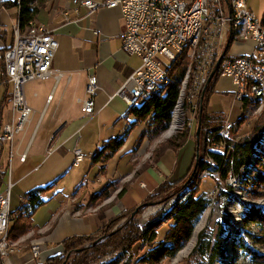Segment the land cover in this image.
<instances>
[{"label":"crops","instance_id":"obj_1","mask_svg":"<svg viewBox=\"0 0 264 264\" xmlns=\"http://www.w3.org/2000/svg\"><path fill=\"white\" fill-rule=\"evenodd\" d=\"M3 1L12 0H0V3ZM245 1L256 17L264 19V6H261L264 4L260 5L257 0ZM18 11L17 6L0 4V125L8 119L10 112V87L3 79L1 54L12 45L15 30L19 28ZM33 21L51 30L58 48L50 75L24 85L26 102L32 113L23 134L14 138L11 158L9 145L0 143V191L9 179L13 184L10 212L14 218L20 213V207L26 204L28 191L51 183L52 188L41 196L43 204L32 214L29 231L16 241L11 240L12 251L0 259L1 264H36L31 253L33 242L40 245L39 255L44 261L63 251L60 245L63 239L96 234L108 219L136 205L123 202L131 181L118 192L117 201L114 200V188L122 186L125 180L138 179L145 183V187L139 186L144 190L141 200L161 181L154 175L152 167L163 165L159 156L143 171L138 170L146 165V155L141 157L145 152L146 137L136 148L144 123L128 134L125 143L107 161L103 170L102 164L91 160L94 151L104 141L121 135L134 120L133 115H126L129 106L115 95L123 80L140 63L136 56L121 50L122 19L118 8L89 11L79 7L76 11L71 0H40ZM253 46L252 41H233L227 53L233 56L247 54ZM90 75H96L98 88L93 96L94 113L86 116L81 105L88 97L85 90ZM233 89L230 79L218 77L209 97L207 112L221 113L227 118L236 105ZM212 96L219 98L216 104L210 102ZM190 132L191 129L188 136ZM186 141L194 142L187 137L180 147ZM74 148H79L83 154L77 165H72ZM25 150L26 158L21 162L19 155ZM181 150L179 148L177 154ZM178 163L179 158L167 174L175 171V178L183 176L190 164L186 170L178 172ZM109 184L107 197L91 198ZM88 185L91 191L87 190Z\"/></svg>","mask_w":264,"mask_h":264},{"label":"built area","instance_id":"obj_2","mask_svg":"<svg viewBox=\"0 0 264 264\" xmlns=\"http://www.w3.org/2000/svg\"><path fill=\"white\" fill-rule=\"evenodd\" d=\"M71 3L76 11L79 7L89 11L103 7L118 8L122 19L119 33L121 50L136 56L140 61L115 92L129 107L151 95L162 91L164 93L169 82L166 65L175 60L184 47H188V56L194 66L190 69L189 65L182 78L171 122L164 136L169 137L171 133L182 131L185 127L191 129L197 123L194 111L198 97L204 92L207 77L230 38L232 42L252 41L254 46L247 54L233 56L227 53L224 58L221 57L218 63L219 77H226L232 82L233 100L241 110L240 116L259 114L263 110L264 19L256 17L245 0H71ZM57 48L58 41L51 30L32 20L25 30H15L12 45L1 54L2 72L10 87V112L8 119L0 125V143L9 145L10 158L13 155L14 138L23 134L32 113V108L26 102L24 85L28 81L44 79L50 75ZM97 88L96 75H90L85 90L88 97L81 105V111L86 116L94 113L93 96ZM175 111V129L169 133ZM235 127L234 123L225 118L216 131H203L202 138L207 144V155L201 170L203 177L216 175V170L220 171L224 167L222 161L219 164L212 153L226 156L233 150L229 141ZM262 144L264 136L255 144V154ZM73 153L72 165H77L82 161L83 154L79 148H74ZM25 158L26 150L19 155L21 162ZM253 162L250 160L247 166H241L244 170L237 171L236 175H233L232 170L228 171L230 185L244 182ZM157 174L160 175L159 172ZM12 185L8 179L0 191V258L8 255L13 246L8 238L13 223L10 212ZM139 185L145 187L143 182ZM248 206L243 201V208L239 212L240 221ZM31 253L34 262L39 264L38 243L31 244Z\"/></svg>","mask_w":264,"mask_h":264},{"label":"trees","instance_id":"obj_3","mask_svg":"<svg viewBox=\"0 0 264 264\" xmlns=\"http://www.w3.org/2000/svg\"><path fill=\"white\" fill-rule=\"evenodd\" d=\"M6 7L17 6L18 11V25L19 29L26 28L29 23L34 20L40 0H12L3 1L0 3ZM231 38L227 41L223 48L222 58L227 55L228 49L231 46ZM190 65V69L194 66L192 59L188 56V47H184L177 55L175 60L166 65L169 82L163 91L159 94L151 95L145 98L137 105L128 107L126 115H133L134 120L130 122L125 131L116 137H112L104 141L92 154V162L102 164L101 170L104 169L107 161L122 147L128 134L138 125L144 123V129L139 134L137 141L143 140L146 137V129H151L152 133L158 134L162 131H166L169 127L172 112L179 95L181 88L182 78H184L187 68ZM220 69L217 68L214 75L206 83L204 92L200 93L197 106L194 111V118L196 121H200V132L202 131H216L222 124L224 116L220 113H208L207 105L209 97L213 93V86L219 77ZM5 81V76L3 77ZM241 123V120L239 121ZM189 128L185 127L180 133L182 138H185L189 133ZM176 134V135H177ZM178 136V135H177ZM255 133L247 138H244L240 142L232 144V152L226 156L212 153L214 158L223 165H229L233 163V167L237 170L241 166H247L251 157L255 156V144L258 143L260 137ZM172 138V137H171ZM217 139V137H216ZM173 148H179L181 142L171 140ZM264 152V144L261 145ZM259 150V151H260ZM195 159V154L193 160ZM190 165L187 174L194 166V161ZM203 169V163H197L196 170ZM226 169V168H225ZM224 167L221 172H225ZM224 174V173H223ZM183 179V178H182ZM180 179V180H182ZM256 181L264 183V175L259 174ZM193 181L188 182L187 188L180 200L175 203L172 208L166 211H160L152 215L142 225H138L133 219L124 227H120L115 232L105 234L103 231L108 228L114 220L130 216L132 210H124L116 216L110 218L104 223L95 235H74L63 239L60 243L63 247V254H56L45 260L43 264H67L69 253L76 252L77 256L69 264H89V260L96 253L105 254L109 251H118V258L110 261V264H117L119 257H127L123 264H160L161 261L167 257L173 256L186 241L189 240L194 227V222L197 217L207 208L209 200L204 195L197 194V190L193 187ZM177 182H167L165 180L157 188L164 186H175ZM264 185V184H263ZM107 185L102 190L94 193L91 198L93 200L105 198L108 196ZM52 188V183L45 186L36 187L26 193V204L20 207V213L13 218V223L8 234V238L12 241H16L20 236L27 233L31 227V216L35 210L43 204L41 196L49 189ZM156 188V189H157ZM181 190V186L177 189ZM154 193H150L149 197H152ZM145 200L139 205L135 206L136 213L140 214L145 207ZM134 208V209H135ZM130 218V217H129ZM163 237L157 240V229H160L165 223L169 222ZM251 221L259 222L264 229V211L255 206H248L244 215V223ZM203 233L198 235L197 246L200 244ZM97 241L92 245H88L80 250L78 247L86 241ZM197 249L194 251L196 252ZM192 255V253H191ZM91 256V257H90ZM90 257V258H89ZM264 257V256H263ZM67 258V259H66ZM66 259V260H65ZM60 260V263L57 262ZM1 264V262H0ZM191 264V263H188Z\"/></svg>","mask_w":264,"mask_h":264},{"label":"rangeland","instance_id":"obj_4","mask_svg":"<svg viewBox=\"0 0 264 264\" xmlns=\"http://www.w3.org/2000/svg\"><path fill=\"white\" fill-rule=\"evenodd\" d=\"M257 1L260 3V5L264 4V0ZM218 101L219 98L217 96H212L210 99V102L215 104ZM240 114V108L235 105L227 117L228 120L231 123H234L236 126L230 135V145L240 142L244 138H247L255 133H257L259 137V135L263 134L264 132V108L259 114H248L246 116L243 114L240 116ZM174 117L173 126L170 129L171 131L175 129L177 111H175ZM225 118L226 117H224V120ZM240 120L241 123H239ZM196 124H194V127L191 128V135L188 136L187 134L185 138H182L183 136H180V133L177 134L178 136L176 135V132L179 130L171 133L172 135L169 137L164 136V131L154 134L149 128L145 130L147 144L145 152L141 157L143 158V156L146 155V165L143 164L138 170L139 172L141 170L143 171V168L148 166L149 163H152V161L157 159L159 156V159L163 165L158 164L159 167L151 166L154 169V175L158 179H161V181L142 200L140 198L143 194L142 191L144 190L139 188V183L143 182L142 180L139 181L138 179H127L124 181L122 186L115 187L114 200L117 201L116 198H118V194L120 193L121 189L125 188L123 186L125 184L127 185L131 181L127 189V196L125 199H123V202L125 204L136 203L135 206H137L145 200V207L140 214L135 215L136 208L133 206L132 208L128 209H133L130 216H125L123 218L117 219L116 221L114 220V222L109 225L108 228H105L103 232L105 234H109L117 231L120 229V227L125 228V224H129L131 219L137 222L138 225H142L155 213L166 210L169 211V209L172 208V206L182 197L185 188H187L186 184L194 180L193 187H195L197 190V194L201 193L204 195V197L209 200V205L194 222V227L189 240L186 241L173 256L163 259L160 264H264L263 226L259 222L255 221L244 223V218L240 221L241 214L239 213L243 208V201L249 204V207L255 206L264 211V183L256 181L260 173L264 175V152L263 150H260L256 152L255 156L250 158V160L254 161V164H252L253 167L250 168L251 171L246 170L248 171V177H245L246 179H244V182H236V185H230L231 183L229 181V176H227L228 171L232 170L231 172L233 175H236L237 171L244 170L242 167H239L238 170H236L235 167L231 168V164L233 165L232 162H230L228 166L224 165V169L226 168L225 172H223L224 174L221 172V170H216V175L213 174L203 177L201 175V169L199 168L196 170V167L198 162L203 163L206 158L207 144L202 138L204 133L203 131L202 133L198 132L199 136L196 138L194 133L196 130ZM170 130L169 133L171 132ZM187 137H190V139L194 140V142L186 141L182 147H179L182 148V152L177 154L179 148H173L174 146L170 144L171 140L177 142L180 141L182 144ZM141 142V140L138 141L136 148ZM258 149H262V147L260 146ZM193 153L195 154L194 160L192 158ZM178 155L180 156L178 157ZM178 158L179 165L177 164L176 171L179 172L181 169L186 170L189 164L191 165L192 163L191 158L194 161V166H192L188 174L187 172L190 166L184 172L183 176L175 178L174 173L177 172L174 171L173 174L167 173L169 171L171 172V170L174 168L175 162ZM194 167V174L191 179L187 181ZM157 172H159L160 175H158ZM143 179L148 180L147 177H144ZM165 180L170 183L178 181V183L172 187L164 186L157 188ZM111 185L113 186L114 183ZM180 186L181 190L179 189L177 191ZM87 190L91 191L90 185H88ZM150 193H154L153 196L149 197V199H146ZM169 223L170 221L165 223L160 229H157V240L163 237L164 231L166 230ZM230 223H235V226L230 225ZM202 233L203 237L201 238L200 244L197 246L198 235ZM95 242L97 241L83 242L78 247V250L87 247L88 245H92ZM195 249H197L196 252L194 251ZM63 251L58 254H63ZM118 255V251H109L105 254L96 253L94 257H89V260H91L89 264H110V261L117 259ZM76 256V252L69 253L67 255V264H69ZM126 258V256L124 258L119 257L117 264H123ZM45 260L42 261L40 258L39 264H43ZM57 262L60 263V260H57Z\"/></svg>","mask_w":264,"mask_h":264},{"label":"water","instance_id":"obj_5","mask_svg":"<svg viewBox=\"0 0 264 264\" xmlns=\"http://www.w3.org/2000/svg\"><path fill=\"white\" fill-rule=\"evenodd\" d=\"M221 57H222V56H220V57L218 58V60L215 62V64H214V66H213V68H212V70H211L209 76L207 77V78H208V81L211 79V77L214 75L215 71L217 70L218 65H219L218 63L220 62ZM198 132H200V121H199V120L197 121V124H196V130H195V132H194L195 135H196V138H197L198 135H199ZM194 170H195V167L193 168V171H192V173L190 174V176L188 177L187 181H189V179H191V177L193 176V174H194Z\"/></svg>","mask_w":264,"mask_h":264},{"label":"bare ground","instance_id":"obj_6","mask_svg":"<svg viewBox=\"0 0 264 264\" xmlns=\"http://www.w3.org/2000/svg\"><path fill=\"white\" fill-rule=\"evenodd\" d=\"M174 114H175V112H174ZM171 131V130H170ZM191 244V243H190ZM189 247V246H188ZM187 250V249H186Z\"/></svg>","mask_w":264,"mask_h":264}]
</instances>
